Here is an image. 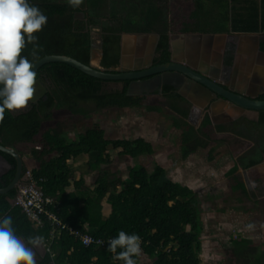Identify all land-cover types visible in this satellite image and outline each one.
Instances as JSON below:
<instances>
[{"label":"trees","instance_id":"trees-1","mask_svg":"<svg viewBox=\"0 0 264 264\" xmlns=\"http://www.w3.org/2000/svg\"><path fill=\"white\" fill-rule=\"evenodd\" d=\"M171 1L170 7H160L158 0H84L79 8L73 9L67 0H29L48 17L47 25L37 34L43 49L37 55L40 59L68 55L94 65V34L90 28H77L80 13L100 23L108 18L103 22V57L99 62L107 71L121 64L122 31L161 34L164 39L160 50L165 51L167 58L166 40L170 32L260 34L264 51V0ZM119 8L128 12V23H118ZM31 51L32 45H28L23 52L30 60ZM39 79L47 93L25 110L6 112L0 123V144L35 160L34 180L46 196L60 198L59 213L65 222L84 233L104 234L109 239L117 237L121 230L138 234L142 254L135 258L137 264H203L199 235L193 231L202 225L199 195L186 190L161 164L152 171L147 168L145 156L156 152L155 144L142 138H107L99 123L74 140L67 127L88 122L98 112L117 113L146 106L150 111L171 116L173 127L182 130L179 147L185 159L210 147L214 159L222 153L217 145L225 147L236 162L231 173L236 180L239 166L249 168L264 160V111L258 121L242 118L217 125L206 116L198 126L189 120L192 102L179 93L129 95V80L101 79L64 62L42 66L37 71ZM120 83L123 88L114 87ZM116 154L143 162L124 175L112 166ZM0 157L10 165L0 175V188H6L17 176L18 161L1 150ZM82 159L96 173L92 188L75 167V162ZM240 190L238 185L232 188L236 197L231 196L236 201L244 199ZM18 193V188L0 193V216L13 218L19 236L44 237L48 252L39 257L38 264H123L108 252L109 244L103 249L96 244L85 246L68 231H58L53 236L47 220L37 226L24 208L14 203ZM229 253L235 264H264V248L256 245L235 240Z\"/></svg>","mask_w":264,"mask_h":264},{"label":"crops","instance_id":"crops-1","mask_svg":"<svg viewBox=\"0 0 264 264\" xmlns=\"http://www.w3.org/2000/svg\"><path fill=\"white\" fill-rule=\"evenodd\" d=\"M158 5H160V7H170L172 5V1L158 0ZM119 9L121 10L118 17V23L122 25L124 23H128L129 21L126 18L128 12L122 8ZM82 15L83 24L87 26L85 29L90 28L94 34V47L92 49L93 63L96 57L99 58L100 62L103 57L101 42V33L104 30L103 22L108 21V18L101 19L103 22L100 23L94 19H86L85 14ZM123 33L131 35L125 38V48H123V43L121 45L122 59L126 62V67L136 68V66L139 65L145 67L150 66L154 58L156 48L158 49L160 47V40L164 39L163 36L159 33L153 32L128 31H122L120 32V35L122 36ZM189 33L194 32H170L168 33V40L166 41L169 42V45H171L172 42L174 43V51L180 50L181 48L183 52L184 46L186 47L188 45ZM228 34H232V36L236 37L235 39L234 37L230 38V42L233 45L235 43L239 45L238 54L234 51H230L227 56V66L228 69H230L231 78L240 82L239 88L241 90H244L249 95L261 99V97H264V54L258 50V42H260V50L263 51L261 47L262 35L237 33ZM256 35H258L260 39H257ZM238 37L241 38L239 39ZM212 56L214 59L216 58L214 54H212ZM207 62H209L208 66L212 65L210 63L211 57H205L204 63ZM129 109L144 110L142 107ZM145 110H147V108ZM195 110L199 113L196 115H198V120L200 122L202 121L203 112L204 115L206 114V116H209L215 124H229L242 118H248L251 120H258L261 118V112L259 113L251 110L243 111L242 109H235L229 104L212 108L209 111H204V104L197 103L196 107L193 111H191L189 116L190 121L192 118H195L193 115ZM224 149L225 147H223L222 150L220 149L222 153L214 157V159H212L210 155L211 147L208 149V154L203 158L199 159L197 155H192L190 166H187V163L186 165L181 164L183 167L182 169L185 168V174H187H181V178L177 181L181 183L186 190H192L199 195L202 209V225L200 228L194 227L193 231L197 232L199 235L202 247L200 252H202V254L205 248L203 249L202 246L203 239L201 234H203L205 227L211 228L213 231V229L221 223L231 225L230 229H232V231L229 230L226 232L225 238H222V242L225 245L223 254L227 257V259H225L226 261L219 262L214 260L206 263L205 259L201 255L200 257L203 264H235L233 256L229 253V251L234 247L235 240H240L243 243L264 248V160L258 164L250 166L249 168L239 166L238 178L233 180L231 173L236 167V162L230 155H228V152L225 154ZM5 165L8 166L7 163H5ZM246 169L251 170L246 171ZM204 176L207 179L208 188L211 189L204 192V196H202V194L198 192V189H201L202 187L199 183L203 180ZM237 185L240 189H242L240 190L241 192H239L244 197L243 200L236 201V199L231 196L232 194L236 197V193H233L232 188ZM211 191L214 193L215 191L220 192L222 194L221 204L216 205L217 201L213 198L214 196L210 194ZM250 194L251 198L250 200H247V196ZM253 206H256L257 211L254 212L250 210ZM249 224L255 225L254 230L250 231L247 229V225ZM21 237L24 238L23 236ZM24 239L26 240V238ZM47 252L48 248L45 243V247L41 248L37 252V260L40 259L39 257L45 256Z\"/></svg>","mask_w":264,"mask_h":264},{"label":"clouds","instance_id":"clouds-1","mask_svg":"<svg viewBox=\"0 0 264 264\" xmlns=\"http://www.w3.org/2000/svg\"><path fill=\"white\" fill-rule=\"evenodd\" d=\"M67 2L76 9L84 0ZM47 22L48 17L38 7L30 4L29 0H0V123H3L6 112L25 110L36 99L37 72L33 61L40 59L37 53L43 49L38 44L37 34L43 31ZM28 45H32V60L23 55ZM36 168L37 166L25 171V179L20 186L30 182L27 173H33ZM54 199L61 205L60 198ZM14 203L18 205L16 199ZM24 211L27 213L25 209ZM28 216L31 218L29 214ZM13 223L11 216H0V264H38L37 252L45 247L44 237L32 235L25 240L17 235ZM35 224L41 226L36 222ZM254 228V224L247 225L250 231ZM108 244V252L114 254L113 259L122 261L123 264H137L135 258L142 254V240L135 233L128 234L121 230Z\"/></svg>","mask_w":264,"mask_h":264},{"label":"rangeland","instance_id":"rangeland-1","mask_svg":"<svg viewBox=\"0 0 264 264\" xmlns=\"http://www.w3.org/2000/svg\"><path fill=\"white\" fill-rule=\"evenodd\" d=\"M77 20L80 21V23L77 25V28L85 29L87 27L83 24L82 13L77 15ZM94 66L100 67L98 57L95 58ZM196 114L197 110H195L193 115L196 119V123L198 124L200 121L198 120ZM170 117L171 116L163 115L161 112L147 111L145 109H134L129 111L122 110L118 111L117 113L114 111H104L96 113L94 117L88 122H79L76 125H69L70 127L67 128L69 129L68 134L70 138L74 140L80 137L79 134L81 132L89 131L94 128L96 123H99L106 130L107 138H142L148 142L151 141L155 144L154 148L156 152L153 154V158H151L150 161H144L147 168L152 171L157 164H161L162 166L166 167L168 171H170L169 174L171 177L178 181L181 178V174H185L186 170L185 168L182 169L183 167L181 164L186 165L187 163V166H190L192 158L189 157L188 159H185L184 156H182V152H180L179 147L182 130L178 128L177 132V130L172 125L173 120L170 119ZM217 148L221 147L217 145ZM208 151L209 150H199L193 156L197 155V157L200 159L205 157L208 154ZM224 151L226 154V148ZM115 156L116 159L114 160L112 166L115 168V170L122 172L124 175H129L137 163L143 162L142 160L136 159L135 157L129 155L116 154ZM75 167L79 173H82L86 176L88 186L92 187V182L96 177V173L92 170V167L86 164L84 159L75 162ZM200 184L202 187L201 189H198V192L204 196V192L211 189L208 188L207 179L205 176L199 185ZM210 194L214 196V199H216V205L222 203V194L220 192L215 191L214 193L211 191ZM250 198L251 194L247 196V200H250ZM250 210L254 212L257 211L256 206H253V208H250ZM230 228V224L223 223L217 225L213 231L211 228L205 227L203 234H201L203 239L202 246L203 249L205 248V250L203 254L200 252V256H203L206 263L212 262L214 260L219 262L226 261L225 259H227V257L223 254L225 245L222 242V238H225L226 232L229 230L232 231Z\"/></svg>","mask_w":264,"mask_h":264},{"label":"water","instance_id":"water-1","mask_svg":"<svg viewBox=\"0 0 264 264\" xmlns=\"http://www.w3.org/2000/svg\"><path fill=\"white\" fill-rule=\"evenodd\" d=\"M129 36L131 35L128 33L122 34L123 48H125V38ZM256 37L257 39H260L258 35H256ZM258 50L264 54V52L260 50V42H258ZM50 62H64L82 70L91 76L105 80H131L133 83L128 90L129 95H138L144 93L149 94L162 86H174L176 88L179 87L181 89H176V91L194 104L192 111L196 107L197 103L205 102L206 104H209V102L212 101V108L219 107L220 101H222L225 104L231 105L235 109H242L243 111L251 110L257 111L259 113L264 111V99L249 95L244 90L236 87L235 84L231 83V75L229 76V82L224 85L221 82L216 81L214 76L207 75L204 72H195L194 70L188 68L187 65L182 66L178 65V63L172 62L165 63L154 68H145L141 65L136 66V68H128L126 67V62L123 59L119 68L114 67L111 69V71H107L101 67L85 64L72 56L56 54L48 55L37 61L35 63L34 70L37 72L42 66ZM169 72H175V75H177V73L179 75H177L174 79V77L165 76L163 74ZM151 76H154V78L146 80ZM180 76L182 78L184 77L185 79H189V83L181 87L177 81V77L180 78ZM149 81H153L152 85H149ZM145 82L148 84L144 85ZM42 83L43 82L41 79L37 80V89L38 86H42ZM46 93L47 89L42 87V91H38L36 99L33 100V102L38 101ZM214 99L216 102H214ZM0 150L4 153L13 155L18 161V172L16 178L8 187L0 188V193L5 194L20 186V184L25 179L24 176L26 169L30 170L37 165L34 159L23 157L14 148L0 144ZM250 170L251 169H246V171Z\"/></svg>","mask_w":264,"mask_h":264},{"label":"flooded vegetation","instance_id":"flooded-vegetation-1","mask_svg":"<svg viewBox=\"0 0 264 264\" xmlns=\"http://www.w3.org/2000/svg\"><path fill=\"white\" fill-rule=\"evenodd\" d=\"M188 35H189L188 45L186 47L184 46L183 52H182L181 48H180V50L174 51L175 49L173 48V44H174L173 42L171 45H169V51H168V57L169 58H167L165 51L160 50V47L158 45L159 48L158 49L156 48V50L154 52V58L152 60V63L150 66H147V68H154V67L160 66V65L165 64V63L174 62V63H178V65H182V66L187 65L188 68L194 70L195 72L196 71L197 72H204L207 75L214 76L216 81L221 82L224 85L226 83H228L229 78H230L229 76L231 75V73H230V69H228V66H227V59H228L227 56H228L230 51H234L235 53L238 54V48H239V45L237 43H235L233 45L230 42V38H233L234 36H232V34H228V33H217V34L216 33H189ZM235 38L236 37H234V39ZM238 38L240 39L241 37H238ZM234 39H232V40H234ZM261 47H262V42H261ZM212 54H214V56L216 57L215 59L212 56ZM206 56L211 57V62H210L212 64L211 66H208L209 62L204 63V59ZM163 74L165 76L174 77V79L176 78L177 75H179L178 73H177V75H175V72H169V73H163ZM152 78H154V76L148 77V79H146V80H149ZM177 79H178L177 81L179 82V85H181V87L186 85L187 83H189L188 82L189 79H185L184 77L182 78L180 76V78L177 77ZM120 81H123V80H120ZM129 81H130V85H129V88H130L133 81H131V80H129ZM231 83L235 84L236 87H239L240 82L233 78ZM42 87H45L44 83H42V86H38L37 90L39 92H41ZM114 87L115 88H117V87L123 88V84H121V83L120 84H114ZM176 89H181V88H179V87L176 88L174 86H168V87L162 86L159 89L151 92L148 95L154 94L156 92H158L160 94H165V95L171 94V93H179L176 91ZM38 91H37V93H38ZM214 102H216L215 99H214ZM202 103L205 104L204 111H209L212 109L213 101L209 102V104H206L205 102H202ZM221 105H225V103L220 101L219 106H221ZM193 107H194V104H193ZM142 109H146V107L144 106V107H142ZM124 110L129 111L132 109L126 108ZM196 116L198 117V115H196ZM205 118H206V114L204 115V113H203V118H202V121L200 123L197 124L195 118H192L191 121L195 125L201 126L203 124ZM258 120H260V118ZM258 120H256V121H258ZM231 123H234V122H231ZM226 124H228V123H226ZM217 125H220V124H217ZM257 133L259 135L261 134L260 129L257 131ZM149 142H151V141H149ZM222 148H223V146L220 149L222 150ZM145 157H146V159L144 161L147 162V161H150L151 158H153V155L152 156L146 155ZM5 163H6V160L4 158L0 157V175H3V173L8 171L10 168V165L7 164L8 166H6Z\"/></svg>","mask_w":264,"mask_h":264},{"label":"built area","instance_id":"built-area-1","mask_svg":"<svg viewBox=\"0 0 264 264\" xmlns=\"http://www.w3.org/2000/svg\"><path fill=\"white\" fill-rule=\"evenodd\" d=\"M27 177L30 182L20 186L16 203L23 206L34 222L43 225L47 220L52 225L53 236L58 231H68L71 236L80 238L85 246L96 244L103 249L108 244L111 239L105 237L104 234L95 236L68 225L59 213L60 202L44 194L43 189L34 180L31 171L27 173Z\"/></svg>","mask_w":264,"mask_h":264},{"label":"bare ground","instance_id":"bare-ground-1","mask_svg":"<svg viewBox=\"0 0 264 264\" xmlns=\"http://www.w3.org/2000/svg\"><path fill=\"white\" fill-rule=\"evenodd\" d=\"M216 61H217V60H216ZM216 61H215V62H216ZM217 64H218V63H217ZM148 83H150L149 85H152L153 81H149ZM148 83L145 82L144 85H145V84H148Z\"/></svg>","mask_w":264,"mask_h":264}]
</instances>
